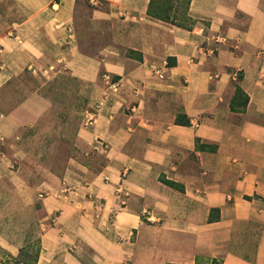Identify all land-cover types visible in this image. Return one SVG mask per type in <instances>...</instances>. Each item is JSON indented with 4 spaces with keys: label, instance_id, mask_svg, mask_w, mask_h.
<instances>
[{
    "label": "crops",
    "instance_id": "1",
    "mask_svg": "<svg viewBox=\"0 0 264 264\" xmlns=\"http://www.w3.org/2000/svg\"><path fill=\"white\" fill-rule=\"evenodd\" d=\"M150 1L0 0L7 260L264 264V0Z\"/></svg>",
    "mask_w": 264,
    "mask_h": 264
},
{
    "label": "rangeland",
    "instance_id": "2",
    "mask_svg": "<svg viewBox=\"0 0 264 264\" xmlns=\"http://www.w3.org/2000/svg\"><path fill=\"white\" fill-rule=\"evenodd\" d=\"M190 1L191 0H155L153 12L160 15L164 19L163 22L167 21L166 23L172 25L191 28L193 21L188 16ZM236 100L242 102L246 99L242 93H238L236 95ZM17 262L18 261L15 259L7 260L6 256L0 251V264H16ZM208 264L219 263L216 261H211Z\"/></svg>",
    "mask_w": 264,
    "mask_h": 264
},
{
    "label": "trees",
    "instance_id": "3",
    "mask_svg": "<svg viewBox=\"0 0 264 264\" xmlns=\"http://www.w3.org/2000/svg\"><path fill=\"white\" fill-rule=\"evenodd\" d=\"M154 4H155V0H151V1H150V4H149V8H148V15H149L150 17H152V18H155V19H158V20L164 21V19H163L160 15L155 14V13L153 12ZM166 22H167V21H166ZM238 93H242V91H241V89H240L239 87L236 88V95H237ZM168 184H170L171 186H173L172 183H168ZM214 261L218 262L217 260H214ZM17 263H18V262H17ZM218 263L220 264V262H218Z\"/></svg>",
    "mask_w": 264,
    "mask_h": 264
},
{
    "label": "built area",
    "instance_id": "4",
    "mask_svg": "<svg viewBox=\"0 0 264 264\" xmlns=\"http://www.w3.org/2000/svg\"><path fill=\"white\" fill-rule=\"evenodd\" d=\"M113 87H114V85H113Z\"/></svg>",
    "mask_w": 264,
    "mask_h": 264
}]
</instances>
